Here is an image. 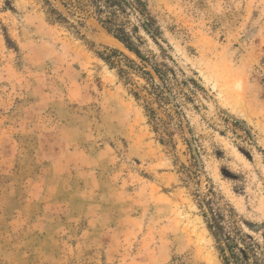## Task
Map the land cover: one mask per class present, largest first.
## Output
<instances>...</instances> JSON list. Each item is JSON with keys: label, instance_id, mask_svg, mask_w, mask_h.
<instances>
[{"label": "rangeland", "instance_id": "obj_1", "mask_svg": "<svg viewBox=\"0 0 264 264\" xmlns=\"http://www.w3.org/2000/svg\"><path fill=\"white\" fill-rule=\"evenodd\" d=\"M148 1L205 89L183 110L199 182L180 173L182 136L161 143L131 94L147 99L144 81L97 57L135 60L89 12L72 27L0 0V264H222L197 204L211 188L264 259V0Z\"/></svg>", "mask_w": 264, "mask_h": 264}, {"label": "trees", "instance_id": "obj_2", "mask_svg": "<svg viewBox=\"0 0 264 264\" xmlns=\"http://www.w3.org/2000/svg\"><path fill=\"white\" fill-rule=\"evenodd\" d=\"M48 20L53 24L73 27L68 15L89 12L98 24L129 53L131 59L117 49L97 51V57L111 70H117L119 79L130 84L131 74L145 85L147 99L132 91L137 101H143V109L153 131L159 134L161 143H172L174 132H178L191 153L192 168L182 165L180 173L189 185L192 180L199 182V161L196 139L184 113V106L193 103L196 95L205 93L199 80L189 77L172 55L173 48L164 36L157 19L153 16L148 0H38ZM10 42L9 37H6ZM151 41L158 53L144 51ZM145 98V97H144ZM163 110L165 119L159 117ZM206 228L215 242L222 264H264L254 251L250 237L238 227L236 212L229 205H221L213 188L200 199L197 197Z\"/></svg>", "mask_w": 264, "mask_h": 264}, {"label": "water", "instance_id": "obj_3", "mask_svg": "<svg viewBox=\"0 0 264 264\" xmlns=\"http://www.w3.org/2000/svg\"><path fill=\"white\" fill-rule=\"evenodd\" d=\"M114 39V38H113ZM124 48V47H123ZM125 49V48H124ZM126 50V49H125ZM127 51V50H126ZM128 52V51H127ZM131 54V53H130ZM133 55V54H132Z\"/></svg>", "mask_w": 264, "mask_h": 264}, {"label": "bare ground", "instance_id": "obj_4", "mask_svg": "<svg viewBox=\"0 0 264 264\" xmlns=\"http://www.w3.org/2000/svg\"><path fill=\"white\" fill-rule=\"evenodd\" d=\"M113 41H115V39Z\"/></svg>", "mask_w": 264, "mask_h": 264}]
</instances>
